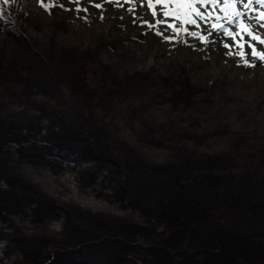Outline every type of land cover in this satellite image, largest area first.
Instances as JSON below:
<instances>
[{"label":"rangeland","instance_id":"1","mask_svg":"<svg viewBox=\"0 0 264 264\" xmlns=\"http://www.w3.org/2000/svg\"><path fill=\"white\" fill-rule=\"evenodd\" d=\"M58 2L44 0L47 15L54 17L51 24L24 20L19 0L4 6L0 19V183L5 187L0 198L5 194L8 200L0 203V260L42 264L37 254L46 253L42 244L48 237H56L49 225L60 212L63 227L83 231L55 239L62 244L50 248L58 254L53 264H264V63L250 55L248 36L236 38L243 48L215 30L207 42L184 31L169 42L144 24L154 23L146 0L143 7L141 0H79L74 11L91 16L79 20L87 21V28L71 33ZM219 8L208 7L211 18L193 17L200 27L186 23L183 28L198 36L208 35L212 23L232 30L224 12L216 16ZM161 9L155 5L158 18ZM167 22L179 26L176 19ZM49 28L54 30L30 37L33 30L42 34ZM157 30L172 35L163 25ZM259 34L264 37V29ZM132 43L135 56L127 47ZM225 44L232 46V55ZM240 51L254 67L235 55ZM152 58L160 71L146 65ZM35 143L43 145L42 153L28 149ZM119 155L123 164L117 166L113 159ZM46 169L75 174L77 187L102 182L95 191L110 198L97 197L111 205L116 199L120 211L131 215L97 214L93 204V213H80L76 201L12 193L21 184L17 178ZM201 176L206 190L201 184L187 189L189 178ZM171 180L177 182L175 192L201 196L228 211L185 213L182 222L162 215ZM41 187L50 188L44 182ZM13 195H27L32 210L14 209ZM24 217L37 223L31 231L40 230L29 239L18 228ZM1 225L6 232L18 229V244ZM22 248L29 259L18 252Z\"/></svg>","mask_w":264,"mask_h":264},{"label":"bare ground","instance_id":"2","mask_svg":"<svg viewBox=\"0 0 264 264\" xmlns=\"http://www.w3.org/2000/svg\"><path fill=\"white\" fill-rule=\"evenodd\" d=\"M40 3L41 2L39 0H19V6H20V10H21L20 14L23 15V19L28 21V22L33 19V21L38 20L40 23L41 22L42 23H50V24L53 23L52 20L54 19V17L48 16L47 12L45 11L46 3H44L43 6ZM57 4H58L57 10L60 11L66 17L65 20L67 22L66 23L64 22V23H65V26L68 27L69 31L72 30L71 33H74L78 29L79 30H83V29L87 28V25H88L86 23L87 21L86 22H85V20L79 21V20H82L81 17L83 15L85 16L86 14L74 11L75 8L78 5L77 3H73V2H71V0H59V2ZM59 5H63V7H60ZM83 7H86V5H84ZM75 16H77V17H75ZM86 16H88L89 19H90L91 14L89 13ZM30 18H31V20H30ZM40 23H38V25H40ZM110 23L111 22H109L108 25H110ZM89 25H90V27L94 28V23L92 24V22H90ZM96 25H97V23H96ZM97 26H98V28H101L100 25H97ZM52 30H54V29L53 28H49L47 30H44L42 34L39 33V30H37L38 32L37 31L35 32V30H33V31L29 32V33H31L30 37L37 38L38 36H43L44 34H47V32L48 33L52 32ZM67 36H69V35H67ZM70 36L72 37V34ZM0 37H2V36L0 35ZM71 37H67V39H70ZM104 38H109V37H104ZM127 47L130 48L131 51L133 50L132 53L135 56L136 53H137L135 50H138V49H136L137 46H135L132 43L130 46H127ZM124 49H125V47H124ZM156 60L157 59H155V58L153 59L152 58V59H150L147 62L146 65H150V66H152V69L158 71L159 68L157 69V67L155 65L159 66V64L156 63L153 66V64H154V62H156ZM130 63H133V62H130ZM131 66L132 65H130L129 67H131ZM129 67H126V68H129ZM133 72H130V74H133ZM27 147H28L29 150L35 149V151H38V152H41V153L44 151L43 145L38 144V143H35L34 145L31 144V145H29ZM108 151H110V148H109ZM112 156H114L113 153H112ZM119 156H120V158L118 157L117 159H113L114 162L117 164V166L123 164V156L122 155H119ZM11 159H12L13 162L17 161V158H15V157L14 158L12 157ZM163 166L164 167L165 166L169 167V164H166V165H163ZM90 167L91 166H87L86 165L87 169L90 168ZM155 169H160V167L157 166ZM37 173H38V175L35 174V176L31 172L26 173V177H27L28 180L26 178H24V176L22 177V179L17 178V183H21V184H20V186L16 185V189L18 191H16V192H14V191L12 192L11 191V192L15 193V194H18L22 190L27 192V193L30 192V191H34L36 193L48 195L49 197L51 196V198H53L54 200H58L60 203H66V204L67 203H71V201H72V203H73V201H76V203H74V204H76L75 205L76 207H74V208H78L77 212H80V213H87V214H89V212L93 213V210H91V207L89 206L90 204H93L94 207L97 208V210H96L97 214L98 213L99 214H106V215L110 214V216H111V213H114V214L122 213L121 215H123V216L131 215V214H128L126 212L120 211V208L122 207V203H120L118 201H115L116 200L115 198H114L115 200L112 202L113 205H111L110 201L107 198L104 199V198H100V197L98 198L97 197L98 195H100V196L104 195V196H107L108 198H110L108 195H106L107 193L104 194L103 192L99 193L97 195V191H95V190H97L96 188H98L102 184V182H96L89 189V186L87 188H85V187L83 188L81 186L77 187V176L75 174H71L70 173L68 175H64V174L54 175L53 173L50 172V170H47L44 173L40 172V174H39V172H37ZM23 178L25 180H23ZM135 180H137V179H135ZM23 181H24V183H23ZM26 182H28V184H26ZM42 182L45 183V188L50 187L49 190H45L44 188L41 187ZM23 184H25V186ZM144 184L145 183L140 184L139 188L140 189H144L143 188ZM168 184H169L167 186L168 188L166 187L167 188L166 189L167 193H163V195H165L163 199H164V201H166L165 202L166 206L163 207V209L161 210V214L165 215V216H168V217L170 216L171 218L178 217L179 221H183V217H185L186 214H191L192 215L194 212L187 205L176 206L173 202L170 201V197L172 195L171 192L174 191V186L172 184H170V183H168ZM206 186H207V181H205L202 185H200V187L203 190H206ZM2 188H5V187L3 186L2 183H0V189H2ZM67 190L70 193L67 192ZM108 194H110V193H108ZM3 196L0 198V203H3L4 200L8 201ZM11 197L15 198V200L12 201L14 209L18 210L19 209V205H22L21 207H25L26 206L27 209L32 210L31 203H30L29 197L27 195H22V196L21 195H13ZM186 198H188V199L192 198L194 200V203H195V206H193L194 208H199L201 206V205H197L198 204L197 202H200V201H208L209 202L210 201V200H206V199L202 198L201 196H200V200H197L195 197H190V196H188ZM81 199H83V200L85 199V200L81 201ZM188 199H186V200H188ZM77 202H79V203L77 204ZM81 202H84V206H81ZM218 203L221 204L219 202V200H218ZM1 206H2V204H0V207ZM206 209H208L209 212H211L212 210H214V211L216 210V208L214 209L213 206L206 207ZM58 213H59V216L56 218V222L49 225V228L51 229L50 232L52 233V235L55 234L56 237H54V240H52L51 237H48L47 238V243L46 244H42V245H45L44 246L45 247L44 251L46 253L37 254V260L38 261H41L43 259V261L41 262L42 264H53V263L57 262V261L52 262L53 259H55L58 256V254L54 252V250H56V249H50L51 247H54V246L58 247L57 245L62 244V243H55L54 241H55L56 238H59V239L61 238L62 239V235H66V236L69 235L71 237H79V234H81L80 232L83 231V230L79 231L80 228L78 230V228H74L73 227L74 229L72 230V228L69 229L68 227H63V222H64V219L62 218L63 216L60 214V212H58ZM182 213H184V214H182ZM77 217H79V216H77ZM186 217L187 218H185V219L190 218L189 216H186ZM16 219H18V218H16ZM106 219L109 220L108 217ZM20 222H21V224H20ZM23 222H24V224H23ZM17 223H19L18 228L21 229L20 236H22V237H23V235L24 236L26 235L28 237V239H29L30 236H35L34 234L40 231L38 229H37V232H35V231L33 232V231L30 230V227L32 225L34 227L37 226V223H34L32 218L24 217V219H19V221ZM23 226L26 227V228H23ZM141 226L143 227V225H140V227ZM1 228L2 229L5 228L4 231L1 230L2 232L5 233V236L8 235V236L12 237V238H10L11 242L16 240V242L18 244L19 237L15 233L16 231H18V229L12 227L13 228L12 231L9 230V232H6L7 230H6L5 225H1ZM14 246L11 248V250H14ZM59 250H58L59 251L58 253L62 254V250L61 249H59ZM18 252L21 255H23L24 257L28 258V259L30 258L29 254H28V251L26 249H24V248H22V250L18 249ZM64 252H63V254H65ZM1 264H5L4 260L1 261ZM7 264H10V262L9 263L7 262ZM39 264H40V262H39Z\"/></svg>","mask_w":264,"mask_h":264},{"label":"snow or ice","instance_id":"3","mask_svg":"<svg viewBox=\"0 0 264 264\" xmlns=\"http://www.w3.org/2000/svg\"><path fill=\"white\" fill-rule=\"evenodd\" d=\"M11 0H0V19L4 17L5 8L4 6L9 5ZM73 3H79V0H71ZM105 2H112L119 4L120 0H105ZM125 3H134V0H124ZM145 0H141V6L143 7ZM147 6L152 13L154 23H149L144 21V24L149 27L151 30H156V34L162 36L164 39L171 42L175 39L176 36L180 34L181 31L187 32L189 36H196L198 39L207 42L208 36L212 34V31L222 32L224 36L232 39L234 44H237L238 47L243 48V43H238L236 38L240 36V40L243 41V35L241 33L246 34L248 36L247 47L251 49L250 55L253 59H259L262 63H264V51L257 50L255 44L252 42H258L260 45L264 46V37L259 34V29H264V11H257L254 5H259L261 8H264V0H146ZM222 3V7L219 8L220 12H224L226 15L222 17L227 21L228 25H232L233 29L225 27L223 24L217 25L216 23H212L211 26L207 29L208 35H197L194 32H188L186 28H183L184 24H191L195 27H200L197 23V19H193V17L198 18L199 20H205L211 18V12L208 11V7L210 5H219ZM42 6L44 5V0H41ZM195 4H200L201 8L192 7ZM155 5H161L162 9L159 15L157 16V12L154 10ZM242 7L245 11H240L237 6ZM63 7V5H59ZM169 6H172V9L169 10ZM94 7L102 8L101 4H95ZM77 11L83 10L87 11V9L77 8ZM130 11H134V9H129ZM249 12L252 14L249 15ZM142 19V18H140ZM169 19H176L178 21L179 26L168 23ZM216 19H221V17H216ZM252 22H255L254 25ZM158 25H163L165 30L171 29L172 35L163 36V33L157 30ZM255 29V30H254ZM225 48H229V54L232 55L231 45L225 44ZM236 56L243 59L244 64L246 66H255L248 59H246V55L243 51L235 53Z\"/></svg>","mask_w":264,"mask_h":264},{"label":"trees","instance_id":"4","mask_svg":"<svg viewBox=\"0 0 264 264\" xmlns=\"http://www.w3.org/2000/svg\"><path fill=\"white\" fill-rule=\"evenodd\" d=\"M189 180V181H188ZM187 181H188V183L187 184H189L190 186L189 187H187V189H189L190 187H193V186H196V185H198V184H203L205 181H206V179L203 177V176H201V177H199V179L197 180V179H194V178H189ZM173 181V180H172ZM170 181L169 183L170 184H172L173 186H174V188H175V186H176V184H177V182L175 181ZM196 181H198L199 183H195ZM177 188L179 189V187L177 186ZM172 193V195H171V197H170V201L171 202H173L174 204H176L177 203V205L176 206H183V205H187L190 209H192L193 210V212L194 213H197V214H199V213H202V214H204L205 212H208L209 210L208 209H206V207H209V206H213L214 207V209L216 208L217 209V207H218V209L222 212V211H228V209L227 208H225V206L223 207V206H217V204H216V202H212V201H200V202H197L198 204L197 205H201L199 208H194L193 206H195V203H194V200L192 199V198H186V197H188V196H186L184 193H188L187 191L185 192V191H183V190H177V192H175V191H172L171 192ZM185 199H184V198ZM191 197V196H190ZM186 199H188V200H186ZM176 202V203H175ZM201 203V204H200ZM207 210V211H206ZM193 213V214H194ZM180 222H182V221H180Z\"/></svg>","mask_w":264,"mask_h":264}]
</instances>
